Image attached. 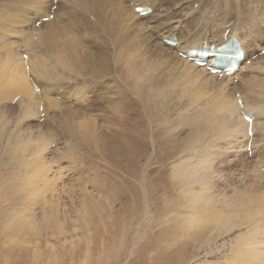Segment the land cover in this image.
<instances>
[{
  "label": "bare ground",
  "instance_id": "bare-ground-1",
  "mask_svg": "<svg viewBox=\"0 0 264 264\" xmlns=\"http://www.w3.org/2000/svg\"><path fill=\"white\" fill-rule=\"evenodd\" d=\"M163 1L55 0L54 7L53 0H0V104H2L0 117L3 119L5 110L11 109L10 105H5L6 102L15 103V107L18 108L15 119L17 122L15 123L18 127L23 125L17 130L15 127L10 133L8 132L7 139L2 142V137L7 135L5 128L3 129L6 122H4L5 118L1 119L3 122L0 120V149L11 151L15 158L17 157L15 160L22 167L19 170L23 172L20 183L17 185V191L19 195L21 194V198L18 196L21 200L20 206L18 205L15 210L12 209L13 211L6 216L0 217V234L1 238H4L5 244L16 245L17 251L21 252V257L24 256L23 254L26 255L25 250L30 244L29 239L38 238L37 226L42 221L37 215L39 207L45 208L44 205L48 203L47 195L56 188L52 186V180L60 181L64 177L61 176V173L55 172L57 169H53V165L58 163L57 158L53 156L55 153L50 152V148L56 147L55 132L57 131V140L62 132L76 137L78 141L87 145L93 141L95 146H98L99 142L105 139L108 134L120 135L119 139L125 146L123 145L124 151L115 164L119 165L122 162L130 164L134 168L133 180L137 182L138 186H141L142 190H144L146 181L149 178L157 177L161 170V168L158 169L152 165L172 160L171 175L181 186L180 194L183 201L180 209L183 211L185 230L191 235L190 237L194 236L196 239L206 227L213 225L219 228L241 221L245 223L237 224V226L249 223L247 231L238 236L236 244L242 245L243 249L234 252L233 260L241 264L259 262L263 264L264 186L262 184L264 182L260 181L264 179V174L261 171L264 170V164H262L264 162V142L261 141L263 144L258 149L255 147L258 143L254 142L257 140L258 131L264 139V55L256 56L252 60L253 53L249 54V51L256 48L259 52L264 49L262 46L264 44V0H207L206 4L203 3V0H167L168 6H165ZM189 2L188 11L186 6ZM194 3H197L196 9L193 8ZM220 3L224 4V10L230 12L232 8L234 16L231 17L232 13L217 15L216 7L213 5ZM29 7H33L35 11L32 13V10L29 9L31 13L27 12ZM52 7L55 10L50 12ZM136 7H149L151 13L141 16L135 12ZM244 7L246 9H243ZM160 9L162 10L159 11ZM50 14H53L52 20L41 22L38 27H35L37 21ZM189 24H193L194 28L190 29H194V32L192 35H189L191 32L186 34L187 38H182L183 33L181 34L180 30L184 33L188 32ZM69 27L72 31L74 28H78L80 35L67 31ZM227 29L226 41L234 37L243 57L246 56L244 64L238 62L232 75L222 76L223 78L218 80L217 76L209 75L205 68L198 67L192 61L189 62L188 59L178 56L179 53H183L191 47L199 48L203 45L217 47L223 44L225 42L223 35ZM200 30L203 34L199 32ZM207 32H209L210 36L207 35L209 38L205 36ZM8 33L19 38V41H10ZM176 33H179L180 36ZM83 34L85 40L88 36L96 39L93 38L95 42L92 41L93 47L96 49H93L92 54L87 51L88 45L81 42ZM171 37L176 39L175 46L162 43L163 39ZM246 38L251 41L244 42ZM248 59L251 61L246 65L245 62ZM122 73H124V77L134 79L136 92L143 93V98L147 100V103L148 100H152L155 107H164L158 102L159 93L161 94V89L164 87H178L181 98L188 97L190 101L199 96L198 92L203 95L201 91L210 87L216 91L213 110L218 113L213 114L212 111L209 113L208 110L200 106L191 114L181 116V124L192 129L177 150L181 154L171 158V155L168 156L165 150L163 155H159L154 136L158 131L153 132L149 125L148 128L139 129L138 124H144L139 115H136L138 121L130 125L129 132L127 129H123L124 132L120 130L122 122L119 106L122 96L120 95V84L123 85ZM157 75H162L167 84L164 82L162 83L163 87H159L158 82L154 83L153 81L145 87L140 85L145 80L152 81L151 76L154 80ZM29 77L35 82L37 89L32 86ZM108 78L111 83L106 86L104 81ZM65 79H68L66 83L70 80L73 81L70 90L75 100L74 103L72 102V106L65 105L64 100L63 103L58 100L61 97L59 91L66 88L63 86ZM87 81L98 85L99 92L89 96L93 92H91L92 88ZM194 87L198 88L196 91L201 89L197 95L194 92ZM88 97H91L89 105L81 106ZM168 102L170 103V101ZM65 106L68 107L64 109ZM93 108L99 111L101 109V113L104 115L103 119L99 118L101 119L98 120L99 122H97L99 111L96 112V115ZM248 114L253 118L249 123L243 119V116ZM41 116L43 117L40 120L41 123L33 124ZM68 118H71L72 121L68 122ZM248 126L253 131L251 138L246 134ZM132 128L133 131H130ZM174 129L169 128V133L171 134ZM147 131L150 132L149 141L153 151L145 156L141 154V151L147 147L144 140ZM221 133L226 134L227 142L225 144L229 146V149L234 145V149H236L234 152H237V149L241 150V147L246 148L247 142H250L249 146L254 150H251L250 155H262L258 156V159L263 157L262 163L261 160L259 163L253 160L254 166L250 170L253 176L258 178L256 186L262 189L261 192H239L230 201H225L224 198L212 194L210 186L215 170L211 163L213 158L206 150L214 146V136L217 137ZM219 137L218 139L222 138ZM240 138L243 139L244 144L241 143ZM170 142L167 137L164 144L169 147ZM240 143L243 145L241 146ZM66 146L71 149L73 145L67 140ZM135 149L136 151H134ZM55 152L56 155H60V158L63 156V151ZM169 153L171 154V152ZM244 154L247 155V152ZM18 156L21 158L19 159ZM57 171L60 172V169ZM48 173L50 175L53 173L52 179L48 178ZM65 175L68 174L65 173ZM64 186L65 184L63 189ZM70 187L65 190H70ZM86 192L88 191L84 189L78 194L89 193ZM86 196L80 198L79 208L74 206V210H67L57 199L50 200L46 210H42L41 218L47 223L53 224L52 227L54 226L57 236L68 235L69 232L65 229L66 223H69L68 227H72L70 232L73 234L78 230L87 232L85 237L86 244L89 246L92 235L95 233V231H91V225L95 224L90 218L93 214L89 203L91 200H85ZM245 196L247 198L244 201L243 197ZM70 199L72 200L71 197ZM217 203L223 206L218 208ZM248 204H250L249 207H247ZM148 207L147 203L144 207L145 213ZM239 207H244V209L240 210ZM239 215L246 220L236 221L238 217L241 219ZM233 217L235 218L233 219ZM44 226L47 229V225ZM185 235L187 236V234ZM32 256L34 261L41 258L39 250L34 251ZM9 261L11 262L10 259Z\"/></svg>",
  "mask_w": 264,
  "mask_h": 264
},
{
  "label": "rangeland",
  "instance_id": "rangeland-1",
  "mask_svg": "<svg viewBox=\"0 0 264 264\" xmlns=\"http://www.w3.org/2000/svg\"><path fill=\"white\" fill-rule=\"evenodd\" d=\"M163 2L165 6H168L167 0H164ZM203 3L206 4L207 0H203ZM223 5L224 4L221 3L218 5L216 4L213 5V7H216L215 9L217 12L215 11V13L216 14L218 13L217 15H220V13L221 15L223 13H229V14L232 13L230 14L231 17L234 16L233 15L234 12L232 8L231 11L229 12L227 10H224ZM232 5L235 4L232 3ZM217 6L219 7V9ZM54 7H52L51 9H53ZM189 7H190V2L186 6L188 11H189ZM196 7H197V3H194L193 8L196 9ZM29 9L32 10V13L33 11H35L33 7H29L27 9V12H30ZM243 9L246 8L244 7ZM161 10L162 9H160L159 11ZM198 12L199 9L197 13ZM35 27H38L36 23H35ZM188 27L189 28L187 29H190L192 27L194 28L193 24L191 25L189 24ZM67 31H71L75 35H80L78 28H74V30L72 31L71 28L69 27L67 28ZM180 31L181 34L183 33L182 38H185L187 36L186 34H189L190 32L191 33L189 35H192L194 29H190L188 30V32L186 31L185 33L182 30ZM199 32L203 34L201 30ZM207 33H205L206 34L205 36L206 38H209L208 37L210 36L209 32ZM176 34L180 36L179 33ZM7 36L8 35L6 34V37ZM13 36L14 35L10 34L8 36L9 40L12 42L15 41L18 42L19 38L17 39L16 36L15 37ZM84 38L85 36L83 34V38L81 39L82 40L81 42L84 45H88L87 51L92 54V52L96 50L95 47H93L92 41L95 42L96 39L95 37H89V36L87 37L86 40ZM216 39H214L215 43H217ZM248 40L251 41L249 38H246L244 42H247ZM84 41L85 43H83ZM209 43H211V41H209ZM262 46H264V44ZM252 53H253L251 58L252 60L257 55L259 56L264 55V54H260L256 48L254 50L249 51V54ZM122 74H123L122 75L123 85L120 84L121 86L120 95L122 96H121V103L119 106V111L121 112L120 113L121 122H122L120 130L123 131V129L125 130L127 129V131L129 132L130 125L138 121V117L136 115H139L140 117H142V121L144 122L143 125L138 124L139 129L142 128L144 129L145 127L148 128L149 125L150 128H152L153 132L158 131L154 136H155V142L157 143L156 145L159 149V155L160 154L163 155L165 150L168 153L167 154L168 156L171 155V158L174 157V155L176 156L177 154L178 155L181 154L177 150L180 144L184 142V139L187 136L188 132L192 130L188 127H184V125L181 124L180 122L181 116L184 117L191 114L200 106L208 110L209 113L211 111H212L211 113L213 114L218 113V111L213 110V103L216 97L215 96L216 91H214L210 87L205 91H201L203 95H201V93L198 92L201 89L196 91V89L198 88L194 87L195 88V89L193 88L194 92H196V95L198 92L200 97L196 96V99L193 98L191 101L188 99V97L181 98V94L177 89L178 87H174V86H172V88L164 87L165 89L166 88L167 89L165 90L164 88H162L161 94L159 93V96L161 97L158 96L159 99L158 102L160 104H163L164 107L161 106L155 107L153 105L154 103L152 100H148L147 103L146 102L147 100L143 98L142 95L143 93L139 94L136 92L134 88V83H135L134 79L124 77V73ZM212 76H216V75H212ZM216 78L218 80L222 79L219 77ZM151 79L152 81H146L144 79L145 80L144 83H141L140 85L145 87V85H149V82H153V81L154 83L158 82L159 87H163L164 84L162 83L164 82L165 84H167L166 81H164V77L162 75L161 76L157 75V78H154V80L153 77L151 76ZM66 80L68 79L63 80V82L65 81L66 83ZM71 82L73 84L72 80H70V82L66 84L63 83V86H65L66 88L64 89L62 88V90L59 91L60 92L59 95L61 97L58 100L60 102L64 100V104L68 106H72L71 104H73L74 103L73 101L75 100L73 99L74 97L72 96L71 94L72 91L70 90L72 88ZM104 82L106 86H108V84L111 83L110 78L105 79ZM87 83L90 84L92 88L91 92H93L89 96H92L95 92L96 93L99 92L98 85H95V83L93 82L89 83L88 81ZM65 98L69 99L70 101ZM90 100L91 97L90 98L88 97V99L85 100V103H83L81 106L84 107V105L85 106L89 105ZM168 101H170V103ZM1 105L2 104H0V108ZM5 105L11 106V109L8 108V110H5L6 112L3 117V119L5 118L4 122H6L3 129L5 128L4 130L7 134L8 132L10 133L12 129H14L15 127L17 130V128L19 129L23 125L21 124L18 127V125L15 123L17 122L15 119H16V114L18 112V108L15 107V103L11 102L10 104L8 101L5 103ZM68 106H65L64 109H66V107ZM95 108H97V106H95ZM95 108H93L94 109L93 111L96 114V112L99 110H95ZM97 114H96L98 117L97 122H99L98 120L103 119L104 115L101 113V109ZM100 117L101 119H99ZM1 119L2 118L0 117V120ZM2 120L1 122H3ZM40 120L41 119L39 118L38 120L34 121L33 124H40L41 123ZM68 120H69L68 122L72 121L71 118H68ZM149 122L152 126L149 124ZM169 128L170 129L175 128L171 134L168 131ZM130 131H133V128ZM60 133H61L60 137H58L59 139L57 140L58 134L57 131L55 132L56 147L50 148V152L52 151L51 152L52 154L55 153L53 154V156L57 158L56 160L57 163L59 164L58 165L55 163L56 165H53V169L54 170L60 169V172L57 170H55V172L61 173L62 174L61 176L64 177L60 181H56L54 179L52 180V186L56 188L47 195L46 199H48L47 201L48 203L50 200L55 201L57 199L58 202L60 204L62 203L67 210H74V206L79 208L80 198L85 197L87 195L88 197L86 196L85 200L87 201L91 200L89 203L91 204L90 205L91 211L93 210L92 212L93 214L91 215L93 218L91 216L90 218L93 224H95V225H91V229H92L91 231L92 232L95 231V233H93L92 235V241L90 242L89 246L86 244L87 241L85 235L87 232L84 233L82 230H78L79 232L77 231L74 234L71 233L70 230H72V227H68L69 223H66L65 226L66 231L69 232L67 233L68 235L57 236L54 226L52 227L53 224L47 223L46 221H44V219L41 218L42 210H46L47 208L46 206L49 205L47 203L46 205H44L45 208H42V206L39 207V212L37 216L39 220L42 221V223L38 224L37 226L38 238L29 239L30 244L26 247L25 250L26 255L23 254L24 256L21 257L20 256L21 252L17 251L16 245L13 244L11 246V243L10 245L5 244V242H3L5 240L4 238H1V234H0V264H9V263L10 264H26V263L27 264H101V263L103 264H239L240 263V262L236 263L233 260L235 254L234 252L243 249L241 248L243 246L237 245L236 241L240 234L245 233L247 231V227L249 228L250 224L246 223L244 226H239V225L237 226V224L245 223L242 222L241 220L244 221L246 220L242 218L243 216L239 215L241 216V219H239L240 217H238L236 218V221L239 220L241 222H237V224L233 223L232 225H234L235 227L230 225V226L218 228L217 226L215 227L213 225L210 227H206L207 229L205 228L206 230L204 229L203 233L199 237L197 236L196 239H194V236L190 237L191 235L188 234L185 230L183 211L180 209V206L182 205V201H183L180 194L181 186L176 180L172 178L171 175L172 164H173L172 160H166L165 162L162 163L159 162L152 165L155 168L158 169L161 168V170L157 174L158 176L156 175L157 177H155L154 179L149 178L148 181H146L145 183L146 185H144V190H142V188L140 189L141 186L140 185L138 186L137 182L133 180L134 168L130 164L128 165L125 162H122L119 165L115 164L119 161L120 154L123 153L124 151L123 147L125 146V144L121 143L122 142L121 139H119L120 135L118 136V134H114L113 136L111 134H108L109 136V137L107 136L108 138L106 137L105 139H102L99 142V145L95 146L93 141H90V144L87 145L78 141L77 138L74 136L71 137L67 133H62V132ZM223 134L224 133H221L219 135L222 137L221 139H218L220 137L218 135L217 137H215L216 136L215 135L213 141L214 146L211 149L208 148V150H206L208 154L209 155L211 154L213 158L211 159V163L215 170L213 174L212 185L210 186V190L212 194L219 198H224L225 201H230L239 192H244V191L261 192L260 190L262 189L256 186V182H257L256 180L258 178L257 177L255 178L250 170L254 166V162H252L253 160L258 161V163L259 160H261L260 162L262 163L263 157L258 159V156H262V155L260 154H257V156H255L254 154H252V156L250 154L245 155L244 154L245 148L243 147H241V150L237 149V152L236 151L234 152V150H236L234 149V145H232L231 148L229 149V146L225 144L227 142L225 138L226 134L224 135ZM257 135L259 137L257 136L258 138L256 137L257 140L256 142H254L255 144L258 143L255 146L256 149L260 148L261 147L260 145L263 144L261 141L264 142V139L259 131L257 132ZM7 137L8 134L5 137H2L3 138L2 142H4L5 139H7ZM167 137L168 140L171 141L169 147L168 145L164 144ZM67 140H69L73 145L71 149L70 148L68 149L66 146ZM144 140L147 147L145 150L141 151L142 152L141 154H144L146 156L147 154H151L153 151L151 142L149 141L150 132L147 131ZM240 141L241 143L244 144L242 138H240ZM248 146H249V142H247L246 148ZM54 150L57 152L63 151L62 155L66 159L63 156H61V158H63L61 161L60 155H56L57 153ZM251 150L252 149H250V151ZM134 151H136V149ZM169 152H171V154ZM220 153L222 156L220 155ZM188 155L190 154L188 153ZM255 157L257 158L256 160L254 159ZM16 158L15 155L10 150L8 152V150L4 149L3 151V149H0V209H1L0 217L1 218L3 215L6 216V214H9L13 210L17 209L18 205L20 206L19 203H21L20 200L21 194L19 195L17 191V185L20 183V177L22 178L23 172L22 170L21 171L19 170L22 167L20 166L19 162L15 160ZM20 158L21 157H19V159ZM262 164H264V162ZM58 166L60 167L58 168ZM261 171L262 174H264V170ZM65 173L68 175H65ZM48 176L49 179H52L51 177H53V173L51 175L50 173H48ZM263 180L264 179H261L260 182L263 183L264 182ZM64 184L65 186L63 189ZM67 184L71 186L70 190L69 189L65 190L66 188H69ZM46 185H48V183H46ZM252 185H255L257 188ZM262 185L264 186V183ZM135 186L136 188H134ZM84 189H86V191H88L89 193L86 192L88 193L86 195L78 194L79 192H82V190ZM18 196H20V198ZM144 196L146 197L144 198ZM70 197L72 198V200L70 199ZM246 198H247L246 196L243 197L244 201ZM147 203L149 207L147 208V211L145 213L144 207ZM217 206L218 208H221L223 205L217 203ZM249 206L250 204L247 205V207ZM238 209L242 210L244 209V207H239ZM234 218L235 217H233V219ZM44 225H47V229L46 226ZM185 234H187V236ZM38 250L40 252L41 258H38L36 260L38 262L37 263L32 258L33 257L32 255L34 251H38ZM11 255L12 257H10ZM9 259L11 260V262L9 261ZM262 260L264 261V259ZM249 264H253V263H249ZM255 264H262V263L259 262Z\"/></svg>",
  "mask_w": 264,
  "mask_h": 264
},
{
  "label": "snow or ice",
  "instance_id": "snow-or-ice-1",
  "mask_svg": "<svg viewBox=\"0 0 264 264\" xmlns=\"http://www.w3.org/2000/svg\"><path fill=\"white\" fill-rule=\"evenodd\" d=\"M246 119H247V117H246Z\"/></svg>",
  "mask_w": 264,
  "mask_h": 264
}]
</instances>
